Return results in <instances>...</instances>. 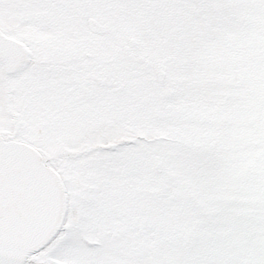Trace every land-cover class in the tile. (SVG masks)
<instances>
[{
    "label": "snow or ice",
    "instance_id": "obj_1",
    "mask_svg": "<svg viewBox=\"0 0 264 264\" xmlns=\"http://www.w3.org/2000/svg\"><path fill=\"white\" fill-rule=\"evenodd\" d=\"M0 264H264V0H0Z\"/></svg>",
    "mask_w": 264,
    "mask_h": 264
}]
</instances>
